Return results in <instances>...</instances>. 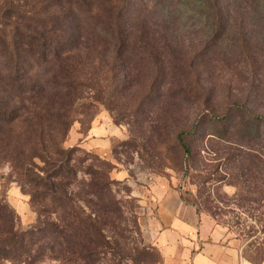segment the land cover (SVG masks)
<instances>
[{"label":"rangeland","instance_id":"1","mask_svg":"<svg viewBox=\"0 0 264 264\" xmlns=\"http://www.w3.org/2000/svg\"><path fill=\"white\" fill-rule=\"evenodd\" d=\"M87 1L0 0V9L13 2L57 17L67 57L34 64L42 91L20 94L0 73V104L20 108L0 131V204L14 213L2 231L59 217L91 229L85 250L80 236L68 255L46 242L33 264H264V0ZM114 19L119 49L114 32L93 30ZM67 71L95 87L55 96V76ZM209 114L222 121L206 120L186 156L175 134ZM38 124L47 149L75 148L71 208L30 181L46 167L40 158L31 173L11 161L31 156ZM181 195L201 202L200 214Z\"/></svg>","mask_w":264,"mask_h":264},{"label":"trees","instance_id":"2","mask_svg":"<svg viewBox=\"0 0 264 264\" xmlns=\"http://www.w3.org/2000/svg\"><path fill=\"white\" fill-rule=\"evenodd\" d=\"M68 1L69 3L76 1L81 7L89 8L87 0ZM125 2L121 0V8ZM202 4L209 10V2L203 1ZM216 8L221 11L220 7L217 6ZM219 11L215 9L213 13L218 15ZM56 18L55 16L40 14L34 7L27 9L25 6L13 2L6 3L4 8L0 9V73L8 84L13 88H18L20 94L43 90L44 86L40 84L38 78H35L34 64L39 67L42 66L41 68L44 67V69H50L57 64L60 65L62 60L65 64L67 60V57L63 59L62 51H60V40L63 38V34H58L60 24L57 23ZM103 23V21L96 20L93 30L96 29L97 33L105 35L114 32L113 35L119 43L117 49H119L126 42L125 40L122 41L117 33L118 28H116V25L120 24L119 20L114 19L105 22V25ZM91 77L89 75L80 77L72 71H67L63 75H56L54 88L60 90L57 91L55 96H59L58 93H62L61 90L63 89H67L70 94L72 89L95 87ZM63 95L59 97H63ZM233 105L234 108L231 111L248 110L243 105L237 103ZM19 110L18 107L10 108L0 104V131L6 125L14 124L19 120ZM262 119L264 125V116H262ZM206 120L210 123L222 121L219 116L214 114L199 116L189 129H183L175 134V146L186 156L192 154L188 140L198 135ZM36 128L33 130V134L37 141H34L31 156L25 151H21L19 155L12 157L11 161L16 167L26 169L28 173H31V162H33L31 157L40 158L46 167L42 169V173H39L36 177L33 176L30 181L35 184L45 198H50L53 203L59 204L64 209H66L65 207L71 208L74 205L69 188L75 182L73 179H77L76 169L72 164L75 148L68 149L55 144L47 149L44 144L43 132H37L42 126L38 124ZM211 134L217 138H224V133H222V136L216 133ZM186 168L188 170L189 166L187 165ZM181 198L187 204L196 205L200 214L199 205L201 202L192 200L189 195H181ZM13 217L14 213L8 210L5 205L0 204V264H3L4 261H10L13 264H20L21 262L33 264L43 254L44 251L42 250L46 242H52L50 246L52 253L57 252L56 243L64 244V248H61L59 252H65L68 255L76 252V245L71 244L70 239L77 236L82 237L84 245L81 248L86 249L85 244L87 245V241L82 235L88 236L91 229L81 231V228L78 229L75 225L70 226L65 223V219L63 222L59 217L58 219H40L36 225L25 231L15 229L10 230L9 233L2 231L4 224L9 222L8 220H12ZM72 230H74V233H72ZM96 231L98 232L97 229ZM96 244L95 247L93 246L94 248L100 246L98 242ZM60 256L58 255V257Z\"/></svg>","mask_w":264,"mask_h":264},{"label":"crops","instance_id":"3","mask_svg":"<svg viewBox=\"0 0 264 264\" xmlns=\"http://www.w3.org/2000/svg\"><path fill=\"white\" fill-rule=\"evenodd\" d=\"M225 260H226L225 258L211 259V258H208V257H203V258L197 260V264H225L224 263Z\"/></svg>","mask_w":264,"mask_h":264}]
</instances>
